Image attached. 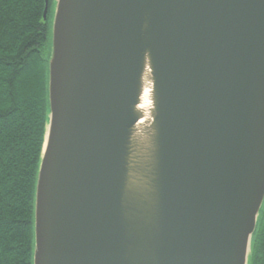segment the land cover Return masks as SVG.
<instances>
[{"label": "water", "instance_id": "1", "mask_svg": "<svg viewBox=\"0 0 264 264\" xmlns=\"http://www.w3.org/2000/svg\"><path fill=\"white\" fill-rule=\"evenodd\" d=\"M54 5L33 264H247L264 201V0Z\"/></svg>", "mask_w": 264, "mask_h": 264}, {"label": "trees", "instance_id": "2", "mask_svg": "<svg viewBox=\"0 0 264 264\" xmlns=\"http://www.w3.org/2000/svg\"><path fill=\"white\" fill-rule=\"evenodd\" d=\"M53 6L48 0L44 20L45 0H0V264H33Z\"/></svg>", "mask_w": 264, "mask_h": 264}, {"label": "flooded vegetation", "instance_id": "3", "mask_svg": "<svg viewBox=\"0 0 264 264\" xmlns=\"http://www.w3.org/2000/svg\"><path fill=\"white\" fill-rule=\"evenodd\" d=\"M254 232L257 234L255 242L259 245V251L254 250V258L250 264H262V262H264V201L257 217V223ZM250 256H253L252 238L247 264H249Z\"/></svg>", "mask_w": 264, "mask_h": 264}, {"label": "bare ground", "instance_id": "4", "mask_svg": "<svg viewBox=\"0 0 264 264\" xmlns=\"http://www.w3.org/2000/svg\"><path fill=\"white\" fill-rule=\"evenodd\" d=\"M150 93H151V83L145 80L143 84V90H142V94L140 97L139 106L137 108L143 115V118L141 121H139L138 124L144 123L148 121L149 119V111L151 109V94Z\"/></svg>", "mask_w": 264, "mask_h": 264}, {"label": "rangeland", "instance_id": "5", "mask_svg": "<svg viewBox=\"0 0 264 264\" xmlns=\"http://www.w3.org/2000/svg\"><path fill=\"white\" fill-rule=\"evenodd\" d=\"M54 8H55V5L53 6V13H54ZM52 17H53V14H52ZM52 20V19H51ZM52 24V23H51ZM50 35H51V26H50Z\"/></svg>", "mask_w": 264, "mask_h": 264}]
</instances>
